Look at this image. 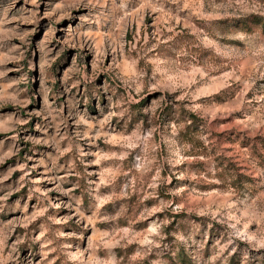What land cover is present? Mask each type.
<instances>
[{
	"label": "rangeland",
	"instance_id": "obj_1",
	"mask_svg": "<svg viewBox=\"0 0 264 264\" xmlns=\"http://www.w3.org/2000/svg\"><path fill=\"white\" fill-rule=\"evenodd\" d=\"M264 0H0V264H264Z\"/></svg>",
	"mask_w": 264,
	"mask_h": 264
},
{
	"label": "trees",
	"instance_id": "obj_2",
	"mask_svg": "<svg viewBox=\"0 0 264 264\" xmlns=\"http://www.w3.org/2000/svg\"><path fill=\"white\" fill-rule=\"evenodd\" d=\"M260 29L262 33L264 34V22L259 23Z\"/></svg>",
	"mask_w": 264,
	"mask_h": 264
}]
</instances>
